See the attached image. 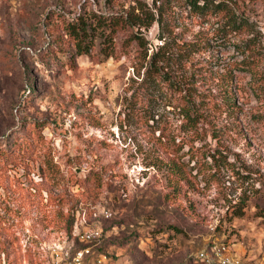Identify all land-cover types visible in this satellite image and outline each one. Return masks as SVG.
<instances>
[{"label": "rangeland", "instance_id": "rangeland-1", "mask_svg": "<svg viewBox=\"0 0 264 264\" xmlns=\"http://www.w3.org/2000/svg\"><path fill=\"white\" fill-rule=\"evenodd\" d=\"M218 1L201 14L186 0H0V264H47L71 218L101 230L100 264H201L212 241L261 264L264 0ZM83 3L159 13L134 30L148 53L166 41L169 64L140 83L129 30L108 58L98 38L73 63L44 60L63 38L49 10ZM184 93L203 106L196 125Z\"/></svg>", "mask_w": 264, "mask_h": 264}, {"label": "trees", "instance_id": "trees-1", "mask_svg": "<svg viewBox=\"0 0 264 264\" xmlns=\"http://www.w3.org/2000/svg\"><path fill=\"white\" fill-rule=\"evenodd\" d=\"M186 2L192 11H196L201 14L205 13L209 8V4L212 3L214 4L215 9L218 11L223 9V7L220 5L223 1L214 3L211 2V0H186ZM67 13L68 12L65 11V9L58 10L55 8L50 9L46 15V22L48 26L51 20H59L61 22L63 38L60 39V37H56L52 46L53 51H50L48 48L46 55L47 57L44 60H47L50 57H53L57 60L61 55H64L66 57V61L73 63L77 56L90 54L98 38L100 39L99 52L104 57L108 58L109 56H113L115 52L116 33L119 30H129V35L126 37L125 42L129 43L131 41H135L141 49L142 60H144L146 63L140 83H144L149 78H153L154 74H158L160 63L169 64L168 62L170 57L169 51L166 49V41L156 46L150 51V53H148V40L138 29L136 31L134 30V28L137 26H150V24H152L154 21L161 22V15L146 8L144 4L132 7L127 11L123 10L121 12L102 14L92 9H87L85 3H83L80 10L77 11V13H74V15L66 16ZM230 18V22L232 23L233 27L240 25L237 20H233L231 16ZM186 46L188 45L186 44ZM181 90H185V87L182 86ZM190 95L193 97L191 98L190 96L189 98L188 95L184 93L183 98L188 106L187 109H185V105L182 107H184V112H186L188 119L191 120L190 123L192 125H196L201 117L200 114H203V111L199 113V109H202L203 106L196 105V99L194 98L195 95ZM197 95L201 96L199 94ZM191 109L194 110L195 115L190 114ZM89 211L91 214L94 212L93 209ZM234 214L237 216L242 215V208L239 207V210L234 212ZM73 230L74 225H72L71 218L69 221L68 232L65 234L67 239H71L73 237Z\"/></svg>", "mask_w": 264, "mask_h": 264}, {"label": "built area", "instance_id": "built-area-1", "mask_svg": "<svg viewBox=\"0 0 264 264\" xmlns=\"http://www.w3.org/2000/svg\"><path fill=\"white\" fill-rule=\"evenodd\" d=\"M100 214L105 218L111 216L106 208ZM100 238L101 230L98 227L79 228L75 225L71 239L58 240L48 246L47 264H100L103 256L94 250ZM197 257L201 264H256L232 253L224 242L217 241L208 244ZM259 261L264 264V256Z\"/></svg>", "mask_w": 264, "mask_h": 264}]
</instances>
